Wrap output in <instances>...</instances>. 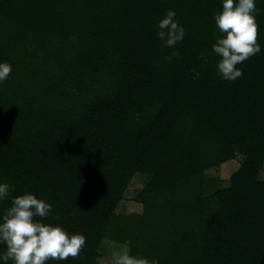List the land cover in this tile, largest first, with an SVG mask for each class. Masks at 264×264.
I'll use <instances>...</instances> for the list:
<instances>
[{"label":"trees","instance_id":"16d2710c","mask_svg":"<svg viewBox=\"0 0 264 264\" xmlns=\"http://www.w3.org/2000/svg\"><path fill=\"white\" fill-rule=\"evenodd\" d=\"M174 9L185 36L157 38ZM222 0H0V201L31 191L47 222L83 232L100 264L111 240L149 264H264V0L261 52L235 81L216 72ZM176 53V54H174ZM241 157L225 180L210 170ZM136 174L146 177L118 212ZM4 245H0V251ZM11 264V261H9Z\"/></svg>","mask_w":264,"mask_h":264},{"label":"clouds","instance_id":"9594fccd","mask_svg":"<svg viewBox=\"0 0 264 264\" xmlns=\"http://www.w3.org/2000/svg\"><path fill=\"white\" fill-rule=\"evenodd\" d=\"M257 0H222V9L214 13L220 35L212 45L219 57L216 72L221 79L235 81L243 75L238 65L261 52L257 40ZM174 9H167L157 21V38L164 47L175 48L184 39L185 28L175 18ZM176 54V53H174ZM12 65L0 61V83L8 79ZM12 186L0 180V201L9 198ZM53 204L31 191L11 196L9 207L0 212V264H48L79 256L86 244L83 232H69L60 223L47 222ZM114 264H149L142 256L129 252L116 254Z\"/></svg>","mask_w":264,"mask_h":264},{"label":"rangeland","instance_id":"374dc122","mask_svg":"<svg viewBox=\"0 0 264 264\" xmlns=\"http://www.w3.org/2000/svg\"><path fill=\"white\" fill-rule=\"evenodd\" d=\"M241 157L237 156L235 159H232L228 162L221 164L220 166L210 170V174L218 179L225 180L230 176L232 171H234L240 165ZM261 176H264V170L260 173ZM146 177L141 174H136L128 185L124 198L120 202L118 207V212L127 213L132 211H141V205L134 202L133 198L135 194L142 188ZM126 247L117 244L111 240H104L101 243V252L103 258L100 264H114L113 257L116 254L126 252Z\"/></svg>","mask_w":264,"mask_h":264}]
</instances>
